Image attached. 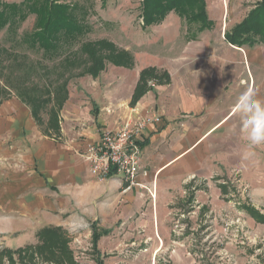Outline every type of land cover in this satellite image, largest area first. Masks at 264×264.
I'll return each mask as SVG.
<instances>
[{
    "label": "rangeland",
    "instance_id": "obj_1",
    "mask_svg": "<svg viewBox=\"0 0 264 264\" xmlns=\"http://www.w3.org/2000/svg\"><path fill=\"white\" fill-rule=\"evenodd\" d=\"M258 1L247 0L243 14L247 16ZM61 2L88 30L74 38L65 36L55 52L27 41L37 30L34 14L0 31V264H73L61 253L53 257L51 245L42 244L38 232L48 228H59L57 233L66 237L74 264H264V144L249 148L238 131L231 135L232 143L213 155L215 160L202 162L192 177L174 186L166 203L160 201L156 183L137 186L142 204L135 206L134 199L128 203L133 212L129 220L121 212L101 220L82 213L76 209L80 193L62 192L67 194L66 206L61 199L65 195L55 186L41 190L45 183L40 171L48 161L42 162L36 143L42 142L44 151L61 148L54 142L62 141V126L68 132L82 129L75 117L85 124L89 107L100 113L101 94L112 83L108 79L116 67H135L116 65L118 53L129 48L137 56L146 50L158 55L162 41L159 25L143 27L142 0ZM102 40L113 43L117 52L101 50L97 58L102 66L96 74L91 71L96 59L83 45ZM148 85L144 96L160 84L152 79ZM151 114L161 116L138 112L134 118H120L114 130ZM52 119L59 131L50 125ZM52 190L55 203L66 207L43 210Z\"/></svg>",
    "mask_w": 264,
    "mask_h": 264
},
{
    "label": "crops",
    "instance_id": "obj_2",
    "mask_svg": "<svg viewBox=\"0 0 264 264\" xmlns=\"http://www.w3.org/2000/svg\"><path fill=\"white\" fill-rule=\"evenodd\" d=\"M206 3L212 28L193 38L191 27L178 14L170 13L159 25V41H162L156 53L160 54L149 55L150 50H146L137 56L138 52L128 48L135 55V67L132 70L116 67L114 76L108 79L112 83L101 94L99 114L96 107H89V122L79 123L81 119L76 116L75 124L83 128L73 132L66 131L62 124L58 135L62 141L54 142L61 144L59 149L54 146V151L53 148L44 151L43 143H36L42 162L48 161L40 171L41 182L45 183L42 191L55 186L61 193H80L77 197L81 204L76 209H82V213L100 219L121 212L124 219L129 220L133 212L128 203L134 199L135 206L142 204L136 192L140 188L130 186L119 177L100 181L83 160L87 146L98 140L104 130H114L120 118H134L138 112L153 111L161 115L162 123L151 126L145 134L143 169L138 181L148 187L156 183L162 203L169 201L174 186H181L194 175V168L215 160L213 155L223 151L224 144L232 143L231 135L237 131L242 133L239 130L242 121L235 105L246 91L254 92L255 98L264 101V45L239 47L225 39L226 30L246 18L243 12L247 0H206ZM149 67L166 72L170 82L156 86L131 106L140 72ZM46 131H50L48 122ZM54 192L52 190L51 198L44 201L43 210L67 206V194L61 196L66 206L57 205Z\"/></svg>",
    "mask_w": 264,
    "mask_h": 264
},
{
    "label": "trees",
    "instance_id": "obj_3",
    "mask_svg": "<svg viewBox=\"0 0 264 264\" xmlns=\"http://www.w3.org/2000/svg\"><path fill=\"white\" fill-rule=\"evenodd\" d=\"M141 8L140 17L143 20L144 28L161 25L170 13L178 14L189 28L191 26V33H194L192 34L193 38L213 26V22L208 18L206 0H142ZM30 14L36 15L37 30L29 35L27 41L31 42V46L39 45L46 52H55L58 44L64 40L65 36L74 38L81 32L85 35L88 30L84 22L83 25L78 22L73 14V9L62 3L61 0H24L21 3L12 4L0 0V31L7 26H13L18 20L25 21ZM225 39L233 46L239 47L264 45V0L258 1L241 23L235 25L231 30H226ZM83 47L86 53L88 52L90 56L96 59V66L91 69L96 74L102 66L99 65L100 60L97 58L100 56L101 50L108 49L111 52H117L114 44L108 40L87 42ZM118 54L120 57L113 60L116 65H124L128 68L133 66L134 57L128 51L121 50ZM139 79L133 93L131 106L135 105L146 94L150 80L156 79L160 85L170 82L166 72H160L153 67L141 71ZM36 110L39 111V107L35 106L33 109L34 115L37 116L35 118L39 119ZM49 122L56 131H59V125H56L54 119ZM57 231L59 228L40 230L38 233L43 241L42 244L46 247L51 245L49 251L53 257L60 258L59 254L61 253L63 257L69 258L74 264L73 253L66 237ZM94 236L97 239L98 233L95 232ZM19 252L15 251L17 254Z\"/></svg>",
    "mask_w": 264,
    "mask_h": 264
},
{
    "label": "built area",
    "instance_id": "obj_4",
    "mask_svg": "<svg viewBox=\"0 0 264 264\" xmlns=\"http://www.w3.org/2000/svg\"><path fill=\"white\" fill-rule=\"evenodd\" d=\"M160 123L162 117L151 114L118 130H104L83 153L91 173L100 181L119 177L132 187L142 186V144L149 128Z\"/></svg>",
    "mask_w": 264,
    "mask_h": 264
},
{
    "label": "clouds",
    "instance_id": "obj_5",
    "mask_svg": "<svg viewBox=\"0 0 264 264\" xmlns=\"http://www.w3.org/2000/svg\"><path fill=\"white\" fill-rule=\"evenodd\" d=\"M235 107L242 121V136L248 147L264 144V101L255 98L254 92L246 91L238 97Z\"/></svg>",
    "mask_w": 264,
    "mask_h": 264
}]
</instances>
